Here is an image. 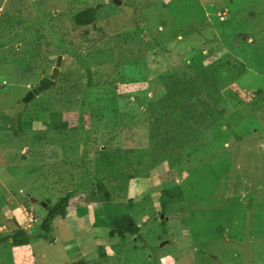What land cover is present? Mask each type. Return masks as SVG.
Listing matches in <instances>:
<instances>
[{
  "label": "rangeland",
  "instance_id": "obj_1",
  "mask_svg": "<svg viewBox=\"0 0 264 264\" xmlns=\"http://www.w3.org/2000/svg\"><path fill=\"white\" fill-rule=\"evenodd\" d=\"M145 1L36 0L32 4L31 0H0V37L19 30L22 21L33 20L34 7L43 4L56 30L67 33L66 41L76 45L83 27L71 23V13L101 3L95 24L102 32L87 27L92 37H103L91 61L97 81L109 80L113 88L123 85L135 90L120 80L121 63L127 60L145 61L148 75L163 72V77L167 70L180 75L184 64L205 65L220 88L226 116L234 117L233 128L242 137L236 138L225 125L217 124L205 137V148L213 152V158L195 160L192 156L171 168L163 162L148 177L129 180L122 199L132 198L129 212L140 225V237L109 236L99 207L79 196L90 188L89 182H80L76 167L84 153L81 139L72 132L52 133L50 141L65 142L61 158L57 146L44 159L21 156L23 150L28 151L26 139L45 129L48 111L39 108L61 109L74 123L84 88L77 62L68 57L64 66L66 73L71 72V81L55 85V79L30 96L26 102L33 101V106L23 112L18 127L17 116L26 107L23 98L38 81L24 76L23 61L45 54H34L28 45L37 40L47 48L48 57L59 54L54 44L46 46L52 41L46 30L38 32L43 34L37 38L34 31H23L21 44L16 46L22 47L18 54L0 50V63L5 56L12 63L0 64V113L19 129L18 137L13 135L10 120L0 129V236L16 226L13 219L33 236L26 245L0 243V264H70L83 255L95 258L96 264H264V105L257 108L252 102L257 90H264V0H149V7ZM250 6L256 7L254 16L244 11ZM194 28L200 33L182 38V33ZM230 33L242 39L239 46L231 43ZM144 41H151L154 48L146 50ZM64 62L63 57L60 67ZM149 80L147 88L160 89L159 78ZM118 104L109 96L89 100L84 106L87 111L110 115ZM127 135L129 145H134L141 134ZM86 160L92 174L91 156ZM173 185L181 187L184 199L161 212L157 196ZM65 190H74L66 218L56 217L48 236H38V223L45 213L43 199L54 201ZM30 196L38 201L28 203ZM163 216L166 220L161 225Z\"/></svg>",
  "mask_w": 264,
  "mask_h": 264
},
{
  "label": "trees",
  "instance_id": "obj_2",
  "mask_svg": "<svg viewBox=\"0 0 264 264\" xmlns=\"http://www.w3.org/2000/svg\"><path fill=\"white\" fill-rule=\"evenodd\" d=\"M31 1L33 4L36 0ZM149 3V0L145 1V6L149 7ZM36 5L33 6L36 13L33 20L22 21L19 30L16 29L8 35L0 37V50H4L6 55L13 53L16 55L22 49V47L17 48L16 46L21 44L20 36L23 31L32 30L37 38L43 34L38 35V32L46 30L52 39V41L45 43L46 46L49 47L54 44L57 48L56 52L61 54L65 61L62 67H59L55 85L71 81L69 78L71 72L66 73L64 65L68 57H72L77 62L78 75L83 78L84 88L81 91V104L74 123L66 117L61 109L49 110L47 106L39 108L42 111H48V118L44 124L45 129L34 132L31 138L26 139L25 147L28 148V151L23 150L21 156L26 158V156L32 155L33 160L39 157L44 159L45 156L50 155L49 149L52 146H57L60 149L58 155L61 158L65 142L63 140L57 143L56 141H50L53 137L52 133L61 136L66 135L67 132L75 134L78 139L82 140L84 151L76 166L80 169V182H89L90 184L89 191L83 194L80 193L79 196L83 201L94 203L99 207L103 217L102 225L106 226L109 236L116 235L124 238L125 235H130L138 238L140 237V225L129 212L133 205L132 198L122 199L126 193L129 180L148 177L152 168L163 162H166L171 168L189 160L192 156L195 160L213 158V152H208L205 148V137L206 132L217 124L225 125L236 138H241L242 135L233 128L236 125L234 117L226 116L227 112L223 106L220 88L215 77L205 65L199 64V66L193 67L190 64H184L180 75H175L173 70H167L168 75L163 77V72L148 75L145 61L127 60V62L121 63L123 75H119L120 80L130 86H135L136 89L129 90L123 88V85L113 88L112 81H97V77L94 76L96 70L93 69L94 64L91 62L93 51L97 49L96 44L102 41L103 37L100 35L92 37L89 35L90 32H88L87 27L94 26L96 31L102 32V29L95 24L96 13L101 7V3L85 5L83 8L74 10L71 13V23L76 27H83L82 39L76 45H70L71 40L66 41L65 36L67 33L61 32L60 34V31L56 30L50 19L51 15L47 12L45 6L42 4V7L39 8V5ZM163 6L165 8L166 4L164 3ZM255 8V6H250L244 11L247 15L254 16ZM220 10L222 9L220 8ZM155 32L157 35L159 33L158 29ZM193 32L200 33V30L194 28V31H186L182 33V38L192 36ZM221 34L224 36L226 33L223 31ZM44 35L43 38L45 39ZM230 35L233 36V33H230ZM251 35L252 37L255 36L253 33ZM240 39L235 35L231 43L239 46ZM144 42L146 50L154 48L151 41ZM242 42L250 44L244 40ZM43 46L42 43L40 44L36 40L27 47L36 55L39 52L45 53L38 60L29 57L23 61L24 67H22L21 72L29 80L36 81L43 75H48L52 63L54 64V59L46 55L47 48L43 49ZM163 46H160L161 49L167 53L168 50ZM24 50H26L25 47ZM0 64L12 63L7 61L5 56ZM226 70L224 69L222 72L225 73ZM151 76H156V80L159 78L157 86L160 89L156 87L147 88L148 82H151L149 80ZM109 96H113L114 101L119 103L110 115L101 110L92 109L87 111L85 109V102L92 99H106ZM252 102L257 108L263 106L264 90L258 89ZM31 103L34 102L24 101L26 107L16 119L18 127L23 112H28L29 107L33 106H30ZM7 120L10 119H6L0 113V122L3 121V124H0V129L5 127L4 123ZM11 123L13 135L17 136L19 129L15 127L13 121ZM128 133L132 135L141 134L139 142L129 145L130 135L128 136ZM54 140L56 139L54 138ZM39 146H42L41 151L36 150ZM202 151L205 154L199 156L198 154ZM89 156L92 158V174L87 168L86 159ZM80 182L76 184L77 187L81 185ZM110 183L112 184L110 185ZM73 196L74 190H65L54 201L49 198L43 199L44 202L42 203L44 205H42L45 213L38 223V236H48L52 222L56 217L66 218L67 208ZM36 199L34 203L38 201V198ZM183 199V190L179 185L165 187L160 190L157 196L161 212H165L169 206L175 203L182 202ZM165 220L164 216L160 218L161 225L165 223ZM13 222L16 226L8 233L0 236V243L8 240L15 246L28 244L33 233L29 232L26 227L17 224L14 219ZM70 264H96V261L95 258L83 255L71 261Z\"/></svg>",
  "mask_w": 264,
  "mask_h": 264
},
{
  "label": "water",
  "instance_id": "obj_3",
  "mask_svg": "<svg viewBox=\"0 0 264 264\" xmlns=\"http://www.w3.org/2000/svg\"><path fill=\"white\" fill-rule=\"evenodd\" d=\"M112 1L114 3H120V0H112ZM62 59H63V56L61 54H58L55 56L54 65L52 66L51 71L48 74V76H43L38 81L34 82V87L28 91L27 95L23 98V101H26L34 93L47 88L50 84H53L55 82V79L58 76L59 67H60ZM36 200L37 199L34 196L29 197V201L31 203H34ZM42 204L44 205V203Z\"/></svg>",
  "mask_w": 264,
  "mask_h": 264
},
{
  "label": "built area",
  "instance_id": "obj_4",
  "mask_svg": "<svg viewBox=\"0 0 264 264\" xmlns=\"http://www.w3.org/2000/svg\"><path fill=\"white\" fill-rule=\"evenodd\" d=\"M3 83L5 82V81H2Z\"/></svg>",
  "mask_w": 264,
  "mask_h": 264
}]
</instances>
